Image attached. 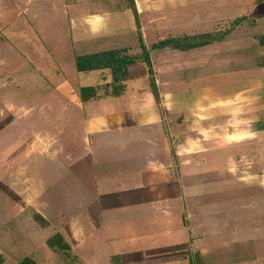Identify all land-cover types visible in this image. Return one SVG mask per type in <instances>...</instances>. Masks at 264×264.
Wrapping results in <instances>:
<instances>
[{
    "label": "crops",
    "instance_id": "obj_1",
    "mask_svg": "<svg viewBox=\"0 0 264 264\" xmlns=\"http://www.w3.org/2000/svg\"><path fill=\"white\" fill-rule=\"evenodd\" d=\"M5 50L0 264H264V0H0Z\"/></svg>",
    "mask_w": 264,
    "mask_h": 264
},
{
    "label": "rangeland",
    "instance_id": "obj_2",
    "mask_svg": "<svg viewBox=\"0 0 264 264\" xmlns=\"http://www.w3.org/2000/svg\"><path fill=\"white\" fill-rule=\"evenodd\" d=\"M234 26L232 25V24H229L227 27L225 26V28H222L221 30H223V31H221L220 32V34L218 35V39L219 40H221L222 38L224 39V37H223V35L226 33V31L228 32L229 30H232V29H234L233 28ZM225 31V32H224ZM33 36V35H32ZM20 39H22V38H18V43H22V42H20L21 40ZM47 38H42V40H46ZM49 39V42H46V43H50V44H52V42H51V38H48ZM22 45V44H21ZM40 48V46L35 50L36 52H33V51H31V49H29V48H24L25 50H27V53H23V54H21L23 57L24 56H30V57H32L33 58V60H34V64L36 65L37 63L38 64H42V65H44V66H46V67H44V68H47V66L48 67H50L51 66V58H49L48 57V55H52V56H55V61L57 62V63H59V59H58V57H59V54L58 53H56V52H54L55 54H52V53H50L48 50H47V52H42L41 51V49H39ZM44 54H47V57L48 58H46V56H44ZM2 56L3 57H5V58H7L8 57V55H7V53H6V50L4 51V53L2 54V53H0V58H1V61H2ZM57 56V57H56ZM35 57H37V59L35 58ZM1 61H0V63H1ZM20 61V62H19ZM15 62L16 63H21L22 64V60H19V58H16V60H15ZM55 62V63H56ZM13 65H11L10 64V67H12V68H16L17 67V65L18 64H16L15 65V63H12ZM53 65V64H52ZM52 67V66H51ZM3 68V67H2ZM191 71H193L194 72V70H191ZM186 73H187V70H184V69H182V71H181V78L182 79H185L186 78V76L189 74V71H188V73H187V75H186ZM195 73V72H194ZM27 74H29L28 72H27ZM190 75V74H189ZM39 78V77H38ZM45 79V78H44ZM49 80H51V77L50 76H48V78L47 79H45V81H46V83H48V81ZM43 82H41L40 83V85L42 84ZM46 83H44L43 85H45ZM43 85H41L40 86V89L38 88V90H37V92L35 91V90H32L33 88H32V86H30V90H22V92H17V94H15V93H9L5 98H4V103L6 104V105H8V107H10V108H12V110H14L17 114H19L20 112H22L23 110H27V109H38L39 111H41L42 109H43V107H44V105L46 106V108L41 112V114H42V116H38L39 118L38 119H40L41 120V125H43V126H46L47 128L50 126V122H51V100H50V98H49V96H44L43 95V91H41L42 89H43V87H46V86H43ZM37 86H39V84H37ZM55 91H53V93H54ZM6 94V93H5ZM38 97V99H39V103L38 104H36V102L35 101H37V100H33V99H35V98H33V97ZM40 96L42 97V98H40ZM30 105H32V107H30ZM31 123V122H30ZM32 123H33V121H32Z\"/></svg>",
    "mask_w": 264,
    "mask_h": 264
},
{
    "label": "trees",
    "instance_id": "obj_3",
    "mask_svg": "<svg viewBox=\"0 0 264 264\" xmlns=\"http://www.w3.org/2000/svg\"><path fill=\"white\" fill-rule=\"evenodd\" d=\"M166 45H171L177 49H187L190 45L182 44L181 41H167L159 45V47H165ZM122 52H108L104 54H98L95 56H90L85 58L86 61L80 60L78 63V68L80 71L83 70H97L101 68H109L113 71L114 75L120 74L122 77L126 76L127 66L137 61V58H132L129 56H121ZM146 55V54H145ZM82 61V62H81ZM83 62L87 63L84 66ZM85 67V68H84Z\"/></svg>",
    "mask_w": 264,
    "mask_h": 264
}]
</instances>
